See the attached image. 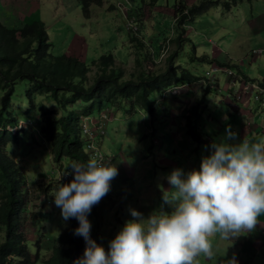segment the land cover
Segmentation results:
<instances>
[{
    "label": "rangeland",
    "instance_id": "374dc122",
    "mask_svg": "<svg viewBox=\"0 0 264 264\" xmlns=\"http://www.w3.org/2000/svg\"><path fill=\"white\" fill-rule=\"evenodd\" d=\"M35 1L37 7L41 9L40 15L42 17L48 18L52 15L54 10L52 4L40 5L38 0ZM176 1L177 0H158L155 7L148 6V8L152 9L153 15L148 19H143L142 17L136 21L137 29L135 35L141 36L142 41L146 44V48L143 49L135 40L131 41V46L134 48L132 53L134 55L135 64L134 66L126 68H128V72L136 73L137 76L138 72L142 69L140 63L146 58V52H149L150 58L146 59H148L147 61H150V63H152L153 60L158 62L154 66V70L157 72L164 71L165 68L170 65V56L173 55L172 60L174 64L179 65V68L183 67L192 74L198 76L206 75V77L211 80V83H213V86H209V90L207 89L206 92L205 86L198 89L196 96L187 102V106H189V104L194 102V99L204 94L206 100L203 105H205V107L200 109L198 117L205 118L206 114H209L211 111V108L215 110V108H220V105L225 104L223 95L229 94V91H233V89L230 90L228 86L230 85L229 82L224 86L228 77V73L225 69L231 68L237 71L240 64L239 62L244 61L243 71L245 75H251L253 77L262 76L260 79L264 77V65L258 70L257 74L249 73L251 67L256 68V66H258V58L255 60L253 58L260 53H250V57H248L243 53L246 46L233 47L228 43L221 46L215 42L216 47L206 43L209 40L213 41L211 39H215L213 35H211L212 31L220 28V26L223 28L228 23H230V27L234 30V35L241 36L244 42L253 39L245 29L246 25H244L245 27L243 26L245 23L244 18L248 16V13L244 14L242 9V3L247 2L250 4L251 1L237 0L236 3H233L234 0H216L217 4L198 13L194 16L193 20L190 18L186 19L182 25V32L176 25L178 23V16L182 12L177 14L176 17L174 16L173 7ZM180 1L183 2L184 0H179V2ZM64 2L70 5L74 0H64ZM77 2V5H73V7L79 9L81 12V19L74 24H69L63 31L57 30L54 34L55 50L54 54H52L55 56L66 54L59 50L61 47L59 42L62 40L66 41L67 39L69 40L71 30L79 31L88 26L89 20L86 18L90 16L99 18L101 21V28L111 21V26L116 35L117 32L121 30L127 32L130 28L129 22L135 19L134 14H132L133 12L136 13L134 7L136 6V8L142 9L145 3L144 0H112L111 2L115 6L116 13L113 12V14L107 15L106 23L102 19L101 10H99L103 7L104 2L102 5H92L93 8L90 6V15L88 17L83 15L79 0H77ZM146 2L148 3V0ZM185 2L188 4H198L200 0H185ZM0 3L5 9L11 11L15 10L17 12L22 9L18 6V3L13 0H0ZM226 3H231L230 7H228ZM161 6L163 7L161 8ZM217 7L218 12L216 13L215 9ZM128 8L132 9L130 11L131 14H128ZM138 11L142 15V11ZM12 13L14 15L9 24L14 25L19 23L22 19L21 14ZM31 13L32 9H24V18L22 19L23 22H21V25L26 21H31L39 17L37 14L30 17L32 15ZM116 14L118 17L115 16ZM123 14L126 16L125 21H122ZM101 28L99 30L100 42H98L97 47H101L104 41L108 40L104 38V32ZM160 41H163L161 43V45H163L162 53L159 49ZM153 44L154 47L152 46ZM153 49L159 54H153ZM221 56H223V58H220ZM260 56L264 59V53ZM251 59L253 60L250 61ZM122 62L123 64H127V60H122ZM84 63L90 68V71L87 73V82L91 83L96 78V66L94 65V67L88 62ZM244 74H242V76ZM128 77H130L129 73H127L126 77L123 76L122 80H126ZM202 80L203 79H201L200 82L206 85V82ZM196 82L191 81L188 82V84L192 83L191 86L199 85L196 84ZM218 83H220L222 87ZM15 85V93L11 98L10 109L14 108L16 116L20 119L19 124L13 126L14 128L12 129L22 141L21 145L9 143L6 150L26 171V186L27 191H29V194H27L26 214L30 216L33 213L43 211V209L45 211L53 210L54 215L52 218L49 221H45L43 226H40V229L45 227V232L58 235L65 230H69V223L68 220L65 221L62 218L61 209L55 206L54 200H49L48 198L52 197V193H50L51 188L57 186L60 182L68 183L73 178L71 175H65L67 171H70L69 162L64 158L58 163L52 159L50 146L41 134L42 119L40 118L39 120L33 121L35 115H37L36 117L39 116V109L38 111H26V108L30 107L25 97L27 82L20 81ZM251 85L254 84L251 83L249 85L247 82L243 88ZM240 87L241 85L239 86L237 84L234 87V89H236L235 91H239ZM192 90L193 93L196 92V88H192ZM166 92L167 90L164 91V93ZM41 100L42 97L39 95L36 102L38 103ZM50 101L51 100H46L47 103ZM129 102L128 99H123L118 103H112L109 107L107 106V110L111 108L113 117L111 116L105 119V133L103 138L100 139V149L104 155H106L107 162L116 165L118 175L111 181L109 195L103 197L98 204L94 205L88 215V219L92 225L91 235H93L94 239H96L100 245L108 247L109 241L121 230L124 223L127 220L133 219L130 209L141 212L145 218L154 211L158 212L163 210L170 212L172 210L168 204L156 201V199L162 200V191L159 193L155 188V184L158 175L163 178V175L159 174L163 167L172 162V169L168 174L175 168H180L187 173L192 169H198L200 166L198 161L201 162L202 156L206 155V153L202 151V148H199V151L196 150L199 144L196 145V143H192L188 140L185 134L184 122L183 126H181L183 118L179 115V111L184 107L180 106V108H178V104L175 102L181 103L182 101H171L166 104L158 103L155 111V118L144 108L137 109V111L132 113L127 112L126 109L130 105ZM49 104L54 105V103ZM173 109H175L174 113H172ZM260 112L264 115V108H262ZM94 115H96V112ZM99 116L102 115L99 114ZM199 119L197 120L198 124ZM231 122H228L226 126H228V128L230 127V129L235 128L237 130L236 127H232ZM205 133L211 138H214V135L209 133V131H205ZM201 134L202 136L204 135V133ZM142 135H147L148 138L142 141V144H139V139ZM203 139L205 140L204 142H206L204 136ZM23 142L27 143L29 146L22 147ZM204 142L201 145L202 147H205ZM143 149L146 155H150L148 158L141 159L138 157L139 153L142 157H145L144 153H142V151L140 152V150ZM31 153H33L32 156L30 155ZM195 154L197 161L194 162L190 160V158L192 156L194 158ZM117 179L135 185H121V187H125V191L134 192V194H132L133 198H135L133 202L129 203V200H121L123 198V196L120 195L122 189ZM159 182L163 186L162 189L167 190L171 187L166 177L160 179ZM95 216H98L97 221H95ZM31 221V219H27L25 222L26 229L29 230L26 238L29 240L34 239L35 232L38 229V227L30 223ZM4 230V225L0 224V243H2L5 238ZM261 230L263 232H261ZM258 231L260 232L259 236H264V227H262V229L259 227ZM37 235L40 236V234L36 233V236ZM245 236L246 235L240 236L242 241H245ZM255 243L257 244L256 241ZM230 244V242H227L218 248L221 259L215 261L213 256L208 258L207 263L225 264L227 259H231L233 255H235L236 264H264V252L261 248V243L256 246L254 244H246L245 249L247 251L243 254H239L233 251V249L229 250L228 247ZM240 247L242 249L241 244ZM256 250H259V252ZM50 252L51 250L44 247L43 254L48 255ZM15 259L17 258L15 257ZM199 262L200 261H198V263Z\"/></svg>",
    "mask_w": 264,
    "mask_h": 264
},
{
    "label": "trees",
    "instance_id": "16d2710c",
    "mask_svg": "<svg viewBox=\"0 0 264 264\" xmlns=\"http://www.w3.org/2000/svg\"><path fill=\"white\" fill-rule=\"evenodd\" d=\"M144 1L147 8L155 7L158 2ZM103 2L104 0H79L85 17L90 15V6L102 5ZM236 2L237 0L233 1ZM215 4L216 0H200L198 4L177 0L173 7L174 16L182 12L176 24L178 29L182 30L186 19L193 20L198 13ZM226 4L228 7L231 5ZM139 10L142 11L143 8ZM137 13L139 20L143 14L141 15L139 11ZM129 31L132 32L131 38L145 49L146 44L141 36L135 35L136 30ZM172 57L173 55L170 56V65L164 71L157 72L153 69L155 61L152 63L147 61L150 53L146 52L148 59L145 58L140 63L142 69L136 76V73L128 72V68L117 66L113 54L109 52L100 55L94 61L96 78L88 83L87 73L90 68L83 61L66 54L55 56L51 53L49 35L40 17L26 21L18 27H9L0 20V224H3L5 229L4 241L0 243V264H74L83 256L86 247L83 237L73 234L74 229L78 227L75 218L68 220L69 230L54 235L45 232V227L40 229L45 221L52 218L53 210L43 209L30 216L26 214L29 194L26 171L6 150L9 143L21 145L22 141L12 129L19 124L20 119L16 116L15 109H10L15 84L20 81L27 82L25 97L30 107L26 108V111L39 109L40 114L38 117L35 115L33 121L42 119L41 134L50 146L52 159L58 163L64 158L68 160L69 165L72 161L83 163L89 159L83 150L81 136V123L85 115L96 112L90 123L97 124L98 129L100 126L105 129V120L101 124L97 112L112 103L128 99L130 105L126 109L127 112L132 113L144 108L155 118L157 104L166 103L164 98H168L165 90L179 82H196L202 78L183 67L179 68V65L174 64ZM127 73L130 77L122 80ZM204 86L205 92L209 90L208 84ZM39 95L42 100L37 103ZM46 100L51 101L47 103ZM205 100L204 94L197 97L181 114L183 118L181 126L184 122L186 137L196 145L205 141L197 122L200 109L205 107L203 105ZM106 114L107 118L113 117L111 108ZM103 135L99 134L98 144ZM147 138V135H142L139 143L142 144ZM26 146L29 145L23 142L22 147ZM165 171H168V167ZM55 187L51 188L50 193ZM108 195L109 192L106 196ZM48 199L54 200V197ZM27 219H31L30 223L38 227L33 240L26 238L29 232L25 225ZM97 220L98 216H95V221ZM36 233L40 236H36ZM91 238L100 245L93 235ZM101 246L108 250V246ZM44 247L51 250L48 255L43 254Z\"/></svg>",
    "mask_w": 264,
    "mask_h": 264
},
{
    "label": "clouds",
    "instance_id": "9594fccd",
    "mask_svg": "<svg viewBox=\"0 0 264 264\" xmlns=\"http://www.w3.org/2000/svg\"><path fill=\"white\" fill-rule=\"evenodd\" d=\"M200 79L213 86L206 75ZM101 111H107V106L98 115ZM207 147L209 154L198 161V169L185 173L175 168L167 175L171 187L162 189L163 201H156L168 204L172 210L154 211L145 218L130 209L133 219L127 220L109 241L107 251L91 238L88 215L111 190L118 169L102 158L88 156L83 163L72 161L65 175L73 178L68 183L60 182L51 196L65 221H78L73 234L86 242L83 256L74 264H201L205 257L215 255L213 240L227 241L253 232L264 215V141L239 140L229 127L224 139ZM132 194L121 193V200L133 202ZM225 264H236L235 255Z\"/></svg>",
    "mask_w": 264,
    "mask_h": 264
},
{
    "label": "crops",
    "instance_id": "0c3cea01",
    "mask_svg": "<svg viewBox=\"0 0 264 264\" xmlns=\"http://www.w3.org/2000/svg\"><path fill=\"white\" fill-rule=\"evenodd\" d=\"M3 1V0H1ZM18 3V6L21 7V10H18L17 12L15 10H9L5 9L2 4L0 3V20L6 24L7 26H14L17 27L21 25V22H23L24 18V9L29 8L32 9V17L34 14L39 15V17L45 22L46 24V30L49 35L50 42L52 43L51 46V53L54 54L55 50V42H54V34L57 32V30L63 31L65 27H67L69 24H74L78 20L81 19V12L79 9H75L73 5H77V0H74L72 4L68 5L64 2V0H38L40 5L44 4H52L54 6L53 13L50 17L44 18L41 14V9L37 7V3L35 0H13ZM112 1V0H111ZM110 0H104L103 7H97L101 10V16L103 21L107 23V15L113 14V12L116 13L115 6L112 4ZM242 1V0H240ZM245 1V0H244ZM251 3H242V9L243 13H248L247 17H243L246 25L245 29L248 31V33L252 36L253 39H249L248 41H243L241 36L234 35V30L230 27V23L226 24L223 28L220 26V28H217L216 30L211 32V35H213V38L211 39L213 41H207L209 45H215V42L220 44L221 46L225 43L231 44L234 46H246V48L243 50V53H245L248 57H250V53H255V51L261 50L259 55H254L253 59L258 58V66L256 68L251 67L250 68V74H257L258 70L263 67L264 65V59L260 56L262 53H264V0H250ZM220 5V4H218ZM94 6V5H93ZM92 6V8H93ZM163 6H161L162 8ZM136 10V13H132L135 15H138L137 11L139 8L134 7ZM109 11H107V10ZM132 9L128 8V14H131L130 11ZM216 13L218 12V7L215 9ZM18 14L20 13L22 16V19L19 23H16L14 25L9 24L12 20L13 13ZM104 12V13H103ZM165 13V12H163ZM143 19H148L151 15H153L152 9H149L143 5ZM167 14V13H165ZM116 17L117 14L115 15ZM29 18V17H27ZM25 18V19H27ZM89 20L88 26L85 28L80 29L79 31L71 30L70 31V38L62 40L59 42L61 47L59 50L61 52L63 51L66 53V55L74 56L78 58L79 60H82L84 62L91 63L93 65V61L97 59L98 56L104 53L111 52L114 56L115 63L117 66L120 67H130L134 66L135 60L133 51L134 48L131 46V41H134V39L131 38L132 32L127 30V32H123L122 30L120 32H117L116 36L114 33V30L112 28V22H108L104 27L101 28V21L99 18H96L94 16H90L86 18ZM126 16L123 14L122 21H125ZM123 24V23H122ZM103 30L104 32V38H107V41H104V44L101 47H97L98 42H100V33L99 30ZM114 35V36H113ZM232 38V39H231ZM166 39V38H165ZM105 40V39H104ZM112 40V43H111ZM163 41L159 42V49H161V43ZM154 47V44L152 45ZM217 47V46H216ZM153 54L158 53L156 50L153 49ZM159 54V53H158ZM157 56V55H156ZM220 58H223L221 56ZM251 59L250 61H252ZM122 60H127V64H123ZM141 60V58H140ZM227 60V59H226ZM239 66L237 71L232 70L231 68H228L232 70V73H229L228 70V77L227 82L224 84V86L229 82L230 90L233 89V91H229V94L223 95L225 99V104L220 105V108L212 109L209 112V114H206V117H199V128L202 130V133H204V138H206V142H204L205 147H202V143L199 144L196 148L197 151H199V148H202V151L206 153V155L209 154V150L207 149L208 145H210L213 141L220 142L222 139L226 136V129L228 126L226 124L228 122H231L232 127H236L231 129L232 132L237 134V139H248L250 141H264V115L260 112L261 108L255 101L253 94L255 93L254 85H251L249 87H245V83H251L255 84H262L264 82V77L260 79L262 76L253 77L248 76L244 74L243 71V65L244 61L239 62ZM94 66V65H93ZM95 67V66H94ZM96 69V68H95ZM242 74H244L242 76ZM247 78V79H246ZM201 80V79H200ZM198 80L196 84L191 86L192 83L188 84V82L180 83L177 87L172 88L171 90L167 91L168 98H164V101L166 100V103H170L171 101H182L175 102L178 105V108L184 107L179 111V115H181L185 110L187 106V102L190 101L192 98H194L197 94V90L203 88V84ZM204 82V80H202ZM200 82V83H199ZM220 84V83H218ZM241 85L239 88V91H235L234 87L236 85ZM222 87V85L220 84ZM192 88H196V92L193 93ZM221 90V89H220ZM171 93L176 94L175 96H172ZM164 103V104H166ZM256 103V104H255ZM173 109V112L174 113ZM180 130L182 131L181 127ZM205 131H209V133L214 135V138H211L209 135L205 133ZM182 135V133H181ZM211 139V141H210ZM140 144V143H139ZM195 150V151H196ZM144 153L145 157H142L139 153L138 157L148 158L150 155H146V153L143 150H140V152ZM192 152V151H189ZM192 161H196V158L193 156L191 157ZM171 164H167L163 169L160 170L159 174L163 175V178L161 176H157L156 178V184L155 188L158 192L162 191V184L159 182L160 179H164L167 177L169 171L172 169V162ZM168 167V171H165V168ZM117 181L121 185H131L135 186L133 183H126L125 181H122L121 179H117ZM121 192H126L125 189H122ZM132 202L131 199H129V203ZM262 229L264 227V215H261L259 217V223L256 227V229L247 234L245 236V241H242L241 237H238L236 239L232 240H220L215 239L213 240V246H214V259L217 261V259H221L220 253H218V248L226 244L227 242H230L228 249H233V251L238 252L239 254L245 253L247 250L245 249V245H260L264 252V236H259L260 232L258 229ZM261 232H263L261 230ZM259 236V237H258ZM241 238V239H239ZM257 242V244L255 243ZM240 244L242 245V249L240 247ZM250 248V247H249ZM251 249V248H250ZM253 250V249H251ZM259 252V250H256ZM202 257V256H200ZM206 261H208V257H205ZM205 260L201 264H208ZM216 264V263H215Z\"/></svg>",
    "mask_w": 264,
    "mask_h": 264
},
{
    "label": "built area",
    "instance_id": "2783aa9c",
    "mask_svg": "<svg viewBox=\"0 0 264 264\" xmlns=\"http://www.w3.org/2000/svg\"><path fill=\"white\" fill-rule=\"evenodd\" d=\"M129 27L135 30L137 29L135 19L129 22ZM259 52L261 51L260 50L257 51V53ZM225 70H228L229 73H232V70L228 68ZM254 90H255V93L253 94V97L255 101L257 102V104L259 105V107L262 109L264 108V82L262 84L255 83ZM100 114L102 115V116H99L101 118L100 123L103 124V121L107 117L106 111H101ZM90 120H91V117H85L82 123V137H83L84 149L85 151H87L90 158L91 157L102 158L104 161H107L106 156L100 150L98 142H97L99 134H104L105 129L104 127H101V126L98 129L97 124L90 123Z\"/></svg>",
    "mask_w": 264,
    "mask_h": 264
},
{
    "label": "bare ground",
    "instance_id": "6f19581e",
    "mask_svg": "<svg viewBox=\"0 0 264 264\" xmlns=\"http://www.w3.org/2000/svg\"><path fill=\"white\" fill-rule=\"evenodd\" d=\"M189 13V12H188Z\"/></svg>",
    "mask_w": 264,
    "mask_h": 264
}]
</instances>
